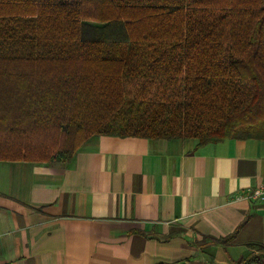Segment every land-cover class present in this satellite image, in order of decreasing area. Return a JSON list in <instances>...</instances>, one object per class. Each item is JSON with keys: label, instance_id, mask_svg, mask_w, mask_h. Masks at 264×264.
Segmentation results:
<instances>
[{"label": "trees", "instance_id": "obj_1", "mask_svg": "<svg viewBox=\"0 0 264 264\" xmlns=\"http://www.w3.org/2000/svg\"><path fill=\"white\" fill-rule=\"evenodd\" d=\"M96 134L264 139V0H0V158Z\"/></svg>", "mask_w": 264, "mask_h": 264}, {"label": "crops", "instance_id": "obj_2", "mask_svg": "<svg viewBox=\"0 0 264 264\" xmlns=\"http://www.w3.org/2000/svg\"><path fill=\"white\" fill-rule=\"evenodd\" d=\"M262 183L259 138L96 134L68 163L0 158V264H238L264 246Z\"/></svg>", "mask_w": 264, "mask_h": 264}, {"label": "built area", "instance_id": "obj_3", "mask_svg": "<svg viewBox=\"0 0 264 264\" xmlns=\"http://www.w3.org/2000/svg\"><path fill=\"white\" fill-rule=\"evenodd\" d=\"M252 197L255 200L264 204V183L260 184L252 193Z\"/></svg>", "mask_w": 264, "mask_h": 264}]
</instances>
